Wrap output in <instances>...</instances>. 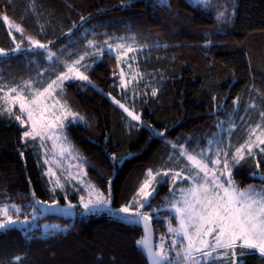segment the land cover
Wrapping results in <instances>:
<instances>
[{
	"label": "trees",
	"instance_id": "1",
	"mask_svg": "<svg viewBox=\"0 0 264 264\" xmlns=\"http://www.w3.org/2000/svg\"><path fill=\"white\" fill-rule=\"evenodd\" d=\"M34 2L38 16L31 11L33 0H0V12L6 11L14 22L21 23L25 35H35L42 41L53 40L55 49L66 45L69 49L83 50L85 33L98 41L105 40L107 33L108 37L135 36L138 43L161 45L136 53L134 65L145 75L134 86L130 84L121 90L118 75H113V71H119L115 54L105 49V54L95 63L88 61L91 66L87 74L94 84L66 81L61 94L85 118L69 125L67 132L86 161L87 179L106 190L107 179L111 178L114 208L131 198L146 169L157 167L153 165L154 158L160 151L167 154L170 147L146 126L129 132L126 114L108 93L122 103L128 102L133 98L134 87L139 93L135 95V109L141 111L143 120L157 129L168 127L167 139L178 143L192 136L205 144L203 138L218 131L216 121L227 120L232 113V98L236 95L241 97L238 117L243 116L244 120L237 117L233 142H243L247 123L259 121L260 109L251 108L246 114L244 106L251 102V97L264 108V101L255 91L264 93V0H239L235 27L224 33H211L213 17L206 16L200 6L188 0ZM218 2L222 6V0ZM219 5L216 3L215 7ZM81 15L86 17L85 22L80 21ZM73 21L78 27L65 38L63 34ZM81 23L83 26L79 27ZM41 26L44 32L40 31ZM92 32L98 35L92 37ZM14 34L17 40L21 38L19 33ZM208 34H211V46L204 44ZM165 44L167 48L162 46ZM12 46L7 25L0 17V47ZM36 59L41 61L40 66H47L40 56ZM30 60L24 52L12 53L7 59L0 56V77L6 82L34 77L37 64L29 65ZM157 73H163L165 78L161 80ZM51 75L49 72L44 78ZM154 86L160 89L157 97L150 95ZM213 94L217 96L216 102L212 100ZM22 130L14 119H0V201L3 202L27 204L31 189L40 199L52 196L46 166L40 162L39 155L22 146ZM113 152L117 156L115 162L110 157ZM261 167L264 169V164ZM254 173L258 174L259 170L249 161L237 168L235 177L241 187L254 182L264 184V179ZM68 190L69 198L75 202L78 194L71 185ZM167 194L168 187L162 186L153 207L160 206ZM56 196L64 202L59 189ZM170 216L172 213L163 209L154 216L156 240L166 233L164 218ZM44 219L70 227L54 235L39 228L27 232L19 227L0 230V260L26 254L25 264H147L135 243L143 234L137 226H127L107 215L83 213H77L73 220L59 216ZM242 259L244 264H264V258L254 250Z\"/></svg>",
	"mask_w": 264,
	"mask_h": 264
},
{
	"label": "snow or ice",
	"instance_id": "2",
	"mask_svg": "<svg viewBox=\"0 0 264 264\" xmlns=\"http://www.w3.org/2000/svg\"><path fill=\"white\" fill-rule=\"evenodd\" d=\"M200 5L209 9L214 7L212 0H200ZM31 11L39 15L34 0ZM0 17L7 25L13 41L10 48L0 47V56L7 59L12 53L24 52L31 57L29 65L33 62L37 64L34 77L12 82L0 77V113H6L22 126V146L26 148L31 144L42 155L52 193L50 199H40L31 189V198L26 205L0 201V230L8 231L19 226L27 232L32 221L46 214L72 217L77 213L93 214L107 210L121 221L142 226L143 234L135 243L146 256L147 264H244L242 258L253 250L264 258V189L257 190L254 185L241 187L233 177L235 167L252 161L264 179V169L261 167L264 164V108L257 105L255 99L249 97L251 102L245 104L244 111L247 114L251 108H258L260 119L255 124L247 123L243 142L238 145L232 143V132L237 127L236 119L241 106V97L236 95L232 98V113L227 120L216 121L218 131L204 137L206 143L202 145L200 140L192 136L185 138L184 143L170 141L166 135L168 127L157 129L143 120L141 111L135 109V95L139 93L134 91V87L133 98L128 102L122 103L121 99L108 93L126 114L129 132L132 128L146 126L170 147L163 164L147 168L131 198L118 208H113L111 178L107 179L106 190L87 179L86 161L67 135L69 125L85 118L61 94L66 81L94 84L87 74L91 66L88 61L95 63L97 58L105 54V49L115 52L119 71H113V75H118L121 90L130 84L134 86L145 73L139 70L138 65L133 70L132 64L124 58L136 60L137 52L161 45L138 43L135 36L108 37L107 33H104L105 40L98 41L88 38V33H85L83 50L69 49L66 45L55 49L53 40L42 41L35 35H25L24 26L14 22L6 11L0 12ZM234 17V6L230 10H217V27L230 23ZM80 21L85 22L86 17L81 15ZM82 26L83 23L79 25ZM77 27L73 21L72 27L63 34L65 38ZM44 30L41 26L40 31ZM14 33H19L21 38L17 40ZM97 35L91 33L92 37ZM210 36L208 34L205 38V46H211ZM113 39L116 42L110 43ZM162 46L168 47L167 44ZM37 56L47 66H40L41 61L36 59ZM121 63H125L129 69L128 79L124 68L120 67ZM49 72L52 78L45 79V74ZM157 74L161 80L165 78L163 73ZM159 91L154 86L150 95L157 97ZM255 91L264 101V93ZM212 100L217 101L215 94ZM217 107L220 105L217 104ZM238 118L244 120L243 116ZM110 157L113 162L117 161L116 153H111ZM65 163L68 164L67 168H64ZM56 169H63L66 179L58 175ZM75 181H79L82 187H77ZM69 185L78 194L75 202L69 198ZM165 185L168 194L162 197L160 206L154 208L152 202L159 195L160 187ZM57 189L62 193L63 203L56 196ZM162 209L172 213V216L164 218L167 232L161 233L156 240L152 220ZM69 227L53 225L49 228L45 225V230L48 235H54ZM26 258V254H18L7 261L0 260V264H25Z\"/></svg>",
	"mask_w": 264,
	"mask_h": 264
},
{
	"label": "rangeland",
	"instance_id": "3",
	"mask_svg": "<svg viewBox=\"0 0 264 264\" xmlns=\"http://www.w3.org/2000/svg\"><path fill=\"white\" fill-rule=\"evenodd\" d=\"M191 4L195 5V6H200L201 9L203 10L204 14L206 16H211L213 17L214 21H215V24H214V27L213 29L211 30V33H217V32H220V33H224V32H227V31H230L231 29H234L235 27V23H236V16H237V5L239 3V0H222V6L219 5V2L218 0H212V3L214 5L213 8L209 9V8H204L200 5V0H188ZM218 3V6L215 7V4ZM235 7V17L232 19V21L230 23H227V24H224L220 27H217V22H216V19H215V14H216V11L217 10H220V11H225L226 9L227 10H230L232 7ZM116 38V37H115ZM116 42L115 39H113L110 43H114ZM113 54H115L114 51H112ZM130 56L132 55L131 53L129 54ZM125 61H127L128 63H131L132 66H133V70H136V65H134V60H128L127 57L124 58ZM123 65V68L125 70V73H126V79L129 78V69L127 67V65L125 63H122ZM51 78H52V75H51ZM7 118H11L9 115H7L6 113H0V119L1 120H4L6 121ZM13 119V118H12ZM67 135H68V132H67ZM69 137V135H68ZM233 138V136H232ZM178 143V141H175ZM72 143V142H71ZM232 143L233 144H237L235 142H233L232 140ZM238 145V144H237ZM26 148L28 149H31V151L33 152L34 155H39L40 157V162H43V157L42 155L39 154V151L36 147H34L33 145L29 144ZM76 148V147H75ZM77 150V148H76ZM78 151V150H77ZM170 152V150H169ZM165 154L163 151H160L159 152V155L157 157L154 158L153 160V165L154 166H159L161 164H163V162L165 161V159L167 158L168 154ZM79 153V152H78ZM80 154V153H79ZM81 155V154H80ZM82 156V155H81ZM68 167V164L65 163L64 165V168H67ZM239 166L235 167L234 170H233V177H234V180L237 182V179L235 177V172L237 171V168ZM154 168V167H153ZM57 172H58V175H60L61 177H63V179H66V172L63 170V169H56ZM257 176H260L259 174H256ZM261 177V176H260ZM53 180L55 179V177H52ZM63 182V181H62ZM76 184H78L80 187H82V185L79 184V181H75ZM238 183V182H237ZM250 185H254L257 190H260V189H264V184L261 183V182H254ZM162 187V186H161ZM160 187V189H161ZM22 205H26V204H22ZM113 207V206H112ZM114 208V207H113ZM83 214H86V215H107V216H111L113 215L112 213H110L109 211L107 210H104V211H100V212H97V213H93V214H87V213H83ZM45 225H47L49 228H51L53 225L55 226H63V224H61L59 221L57 220H48V219H41V217H37V219L35 221H32L31 222V225H30V228H28V231H32L34 229H41L43 233H46V230H45ZM167 225V223H166ZM19 227V226H17ZM20 228V227H19ZM167 232V231H166Z\"/></svg>",
	"mask_w": 264,
	"mask_h": 264
},
{
	"label": "water",
	"instance_id": "4",
	"mask_svg": "<svg viewBox=\"0 0 264 264\" xmlns=\"http://www.w3.org/2000/svg\"><path fill=\"white\" fill-rule=\"evenodd\" d=\"M49 216H59V217H62L63 219H65V220H73V219H75L76 214H74L72 217H67V216H63V215H60V214H46L45 216H42L41 218L44 219V218H47V217H49ZM110 218H112L113 220L119 221V222H121V223H123V224H125V225H127V226H137V227L141 228L142 231H143L142 226H140V225H130V224H128L126 221H121V220H120L117 216H115V215H111ZM152 228H153V231H154V239H156V229H155V226H154L153 222H152ZM144 256H145V255H144ZM145 259H146V256H145ZM146 260H147V259H146Z\"/></svg>",
	"mask_w": 264,
	"mask_h": 264
}]
</instances>
